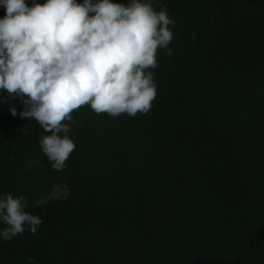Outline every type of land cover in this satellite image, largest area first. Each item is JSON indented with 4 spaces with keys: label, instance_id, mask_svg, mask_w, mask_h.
Here are the masks:
<instances>
[{
    "label": "trees",
    "instance_id": "obj_1",
    "mask_svg": "<svg viewBox=\"0 0 264 264\" xmlns=\"http://www.w3.org/2000/svg\"><path fill=\"white\" fill-rule=\"evenodd\" d=\"M152 2L175 21L152 108L74 110L63 170L0 91V194L43 221L0 241V264H264V0Z\"/></svg>",
    "mask_w": 264,
    "mask_h": 264
},
{
    "label": "clouds",
    "instance_id": "obj_2",
    "mask_svg": "<svg viewBox=\"0 0 264 264\" xmlns=\"http://www.w3.org/2000/svg\"><path fill=\"white\" fill-rule=\"evenodd\" d=\"M32 5L0 0L6 10L0 18V91L21 100L22 118L35 119L51 133L39 144L61 171L76 148L70 136L78 123L74 110L87 104L113 118L150 111L157 82L146 70L158 67V49L173 55L175 21L166 7L156 11L152 0H32ZM11 111L17 115L16 107ZM42 222L27 211L23 197L0 194V241L25 231L34 235Z\"/></svg>",
    "mask_w": 264,
    "mask_h": 264
},
{
    "label": "rangeland",
    "instance_id": "obj_3",
    "mask_svg": "<svg viewBox=\"0 0 264 264\" xmlns=\"http://www.w3.org/2000/svg\"><path fill=\"white\" fill-rule=\"evenodd\" d=\"M66 195V190L58 189L57 192L54 194L55 197H64Z\"/></svg>",
    "mask_w": 264,
    "mask_h": 264
}]
</instances>
